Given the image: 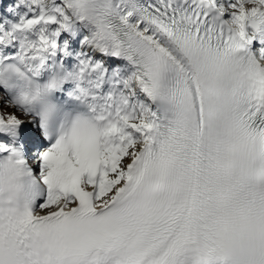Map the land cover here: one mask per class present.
Here are the masks:
<instances>
[{
    "label": "snow or ice",
    "instance_id": "1",
    "mask_svg": "<svg viewBox=\"0 0 264 264\" xmlns=\"http://www.w3.org/2000/svg\"><path fill=\"white\" fill-rule=\"evenodd\" d=\"M0 264H264V0H0Z\"/></svg>",
    "mask_w": 264,
    "mask_h": 264
}]
</instances>
